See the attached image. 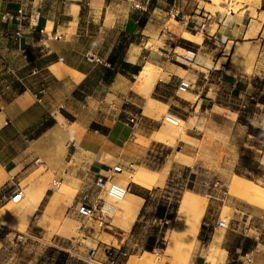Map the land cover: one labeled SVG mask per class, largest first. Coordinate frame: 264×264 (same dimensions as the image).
I'll return each mask as SVG.
<instances>
[{"label":"crops","instance_id":"1","mask_svg":"<svg viewBox=\"0 0 264 264\" xmlns=\"http://www.w3.org/2000/svg\"><path fill=\"white\" fill-rule=\"evenodd\" d=\"M136 3L143 9L135 8ZM233 3L239 6L222 11L212 0H0V51L8 55L7 61L0 59L1 69L7 68L1 74L8 72V81L5 79V88L0 91V203L9 201L22 182L37 175L47 177L50 172L55 181L94 192L96 177L110 175L112 166L126 168L132 162L148 161V157L162 158V165H166L176 156L178 146L183 147L182 157L188 161L183 164L192 172L193 183L202 181L204 174L219 175L226 170L225 158L231 155L228 149L234 151L236 146L230 179L238 175L256 184L264 179V172L254 176L236 170L248 164L243 148L259 153L251 155L253 169L264 168V0ZM20 6L28 13L39 11V17L32 29L17 37V24L4 20L2 14L15 13ZM170 7H177L180 26L192 38L172 31L169 34L179 44L185 40L178 53L185 57L194 54V58L178 61L170 51L145 45L140 47L145 49L143 54L139 51L131 57L142 55L150 62L135 76L147 64L163 69V77L155 81L150 92L141 91L136 80L129 79L135 65H128L124 72L118 68L106 79V68L116 70L108 59L118 43L108 36L119 29L131 38L130 45L145 36L147 41L154 40L161 31L163 38L174 16L169 14ZM141 17L146 18L143 26ZM130 59L125 61L135 62ZM35 67L39 72L32 74ZM257 77L263 79L262 85ZM183 78L192 81L188 95L178 90ZM252 93L259 104L247 99ZM215 106L230 114L214 111ZM161 109L184 121L204 110L222 116L226 124L217 128L220 135L228 137L225 158L218 154L222 151L220 142L213 145L216 156H205L206 148L200 147L204 134L194 127L188 128L185 139L171 144L174 137L161 132ZM133 114L139 115L135 124L129 122ZM48 121L51 123L45 125ZM236 124L246 130L248 138L240 147L232 144ZM124 178L123 171L112 179ZM40 182L45 181L32 185ZM128 183L130 194L143 199L141 211L150 202L152 189L139 182ZM49 190L33 214L44 205ZM226 203L232 209V220H237L230 230L239 235L228 241L231 232H223L221 246L227 250L224 264H264V208L230 198L221 189L208 205L198 231L201 238L209 236L199 239L207 242V250L193 264H213L208 260L209 246ZM24 210L28 223L33 214L29 216L28 209ZM106 243L91 238L88 246L105 247Z\"/></svg>","mask_w":264,"mask_h":264},{"label":"rangeland","instance_id":"2","mask_svg":"<svg viewBox=\"0 0 264 264\" xmlns=\"http://www.w3.org/2000/svg\"><path fill=\"white\" fill-rule=\"evenodd\" d=\"M21 1L26 3L28 0ZM212 1L216 7L222 11L226 9H236L239 6L238 4L233 3L235 0ZM28 5L31 6V4ZM170 18V27L167 28L170 30H167L168 32L164 33L166 35L163 38L161 37L163 35V31H161V33L154 40L147 41L148 37L145 36L143 41L138 38L133 45H130L131 38L128 37V35H124L119 29L114 30V34H110L108 36L111 41H121L125 48L119 63H121L122 66L125 65V67H129L128 65H135V69L129 71L132 74L129 75V79L132 82L137 80L135 75L140 71V69L146 63L150 62L147 59H143L141 57L142 55L137 57V59L131 57L132 55H137L139 51L143 54L142 51L145 49L140 47H144L145 45L148 49L151 47H160L161 50H166V52L170 51V55L174 56V58H178V61L187 60L176 54V52L181 51L179 48L180 44L177 43L176 37L173 38L169 34L171 33L169 31L181 34L182 37L188 39H191L192 36L187 30H184L180 26V19L178 16H171ZM142 42H144V44ZM128 50L130 51L128 52ZM5 55L6 54L3 53V51H0L1 60H8V55ZM126 58H131L130 60L135 62H126ZM172 61L175 63H182L175 60ZM2 62L4 64L7 63L4 61ZM155 65L159 68V78L163 77V69L158 64ZM6 69L7 68L1 69L0 66V91L5 88V79L8 81V76H6L8 75V72L1 74V72H4ZM134 71L138 72L135 73ZM225 92L228 91L225 89ZM180 93L182 95H188L187 92ZM160 111H162L164 115L167 114L165 109H161ZM214 111L226 112L218 106H215ZM58 118L61 120L59 116ZM222 118V116L215 114L211 110H204L202 113H198L197 116L190 118L188 121L182 120L184 123L180 122L178 126L169 124L168 121L162 119L163 127L161 132H165L166 135H172L174 138H172L171 141L173 143L171 144L176 145L177 139H185V137H182L181 134L182 125L185 131H187L190 127H194L204 134V139L201 141L200 147L206 148L204 153L205 156H216L217 153L213 149V145L219 144L220 142L222 151L218 154L220 157H223L224 155L225 158L224 150L229 143L228 137L220 135L217 128L226 124ZM233 133L234 138L232 140V144H237L240 147L243 142L248 141L246 130L240 125L236 124V126H234ZM233 149L236 151L237 146ZM234 151H231V148L228 149V152L231 155H228L225 158L226 162H224V165L226 166V170L222 171L219 175L204 174L202 181H198L196 183L190 181L192 172H190V169L187 170L186 166L183 164L188 161L184 160L182 157L183 154L178 151V148L175 150L176 156L171 158L166 165H162V158L158 159L157 157L154 159L153 157H148V161L132 162V166L126 167L127 169L123 167L125 168V178L115 180L121 185H126L128 182L135 183L132 181L131 175L136 172H151L149 170L161 168L159 172L155 170V172L159 174L157 177L158 183L156 182L153 187L149 188L152 189L153 192L150 202L146 205V208H143L141 211L139 210L140 212L136 217L137 222L135 226H131L128 229L120 226L121 220L117 217V213H115V216L113 215L111 218V229L99 227L93 219H84L79 217L73 212L76 198L81 190L77 185L68 184L63 181H55L51 172L47 177L35 174L37 177L31 181L22 182L21 187L23 192L25 191L24 194L29 192L31 185L37 180H45L46 190L48 188L51 190H49V195L45 198L44 205L40 206V208L35 211L28 223L26 222L27 217H24L23 213L25 211L24 208H27L28 205L29 207L31 206V197L27 198V195H25L17 202L9 200L7 202L0 203V264H55L56 261H59L60 264H89L84 260V257H86L89 251L88 244H90L91 238L107 242L105 246L111 241L108 245L122 248L127 251L128 256H126L122 264H193L198 256L207 250V242L200 241L199 239H209L208 235L201 238L198 232L193 243L194 248L192 249L190 257L187 261L185 259H181L178 253H167L169 233L172 227L176 223L180 224V226H183L184 228L187 225V221L185 219L182 221L179 219V212L182 210L181 205L183 200L191 199L195 202V204L202 207L199 228L203 225V218L208 205L213 200V196L217 193L218 189H220L219 186H213V183L216 180L226 184L227 187L225 186V188H221V190L226 189L230 198L243 199L252 202V199L249 196L245 194L232 193L230 191V170L234 166ZM160 152L161 150H159L157 155H160ZM243 153V157L247 159L249 158V160H245V162H250V165H252V162L254 161L251 158V155L259 154L258 152H251V150L247 148H243ZM236 170L240 174L254 176H258L264 172V168L250 169L248 167H244V165L238 166ZM256 182L257 185L261 187L264 186V179H260L258 181L256 180ZM56 195V199L53 200V197ZM209 195H212V197ZM102 196H104L106 200L113 202V198L108 196L106 193H103ZM28 199L30 200L29 203ZM120 200L115 201L114 204L116 205ZM4 206L6 213L5 210L2 209ZM164 207L168 208L170 211L164 210ZM157 211H163L166 215L165 218L168 219L169 222L165 223L160 221L161 218L156 216ZM231 211L232 209L228 207L226 203L223 207L221 219H226L229 221V224L227 227H218L216 229V236L220 237L221 242L223 232L226 229L228 232L230 231L232 233L228 235V241L237 239V235H239L238 232L230 230V228L233 227L234 222H237L235 218L232 220ZM165 218H163V220ZM152 235H156L157 237L154 243H150V237ZM151 244V249H148V246ZM94 246L99 248V255L105 259L103 254L104 247L99 244H95ZM147 250H151L149 252L152 254L149 256L145 255ZM221 250L225 253L226 260L227 250L222 246ZM62 252L67 253V255H63Z\"/></svg>","mask_w":264,"mask_h":264},{"label":"bare ground","instance_id":"3","mask_svg":"<svg viewBox=\"0 0 264 264\" xmlns=\"http://www.w3.org/2000/svg\"><path fill=\"white\" fill-rule=\"evenodd\" d=\"M226 52L227 53L230 52V46L227 48ZM159 76H160L159 70L155 69L151 65H147L136 77L137 80L135 86L139 88L141 91L150 92V89H152L151 87L153 86L155 81H157ZM165 115L168 116V114ZM168 118L170 117L168 116ZM176 120L178 121L177 126L179 125L180 122L184 123V121H182L180 117H176ZM168 123L173 124L169 121ZM181 134L182 137L187 136L186 131L183 128V125H182ZM131 176H132V181L145 184L146 186L151 188L156 184L158 180L157 177L159 176V174L155 171H151V172L139 171ZM229 187L232 193L245 194L252 199V203L264 208V188L257 185L255 182L239 177L238 175H234L233 178L231 179ZM45 193H46V183L40 182L31 185L29 192L27 194L26 193L24 194V196L27 195V198L31 197V206L29 207L28 205L27 207L29 216H31L34 210L38 207ZM56 197L57 195L53 197V200H55ZM142 200L143 199L139 197L127 193L115 205L116 206L115 213H117L116 214L117 217L119 218V220H121L120 226L122 228L128 229L131 227L132 223L135 221L138 215ZM29 202L30 200L28 201V203ZM181 209L182 210L179 212V219L180 221L185 219L187 221V225L185 228L182 226L183 227L182 228L180 224L176 223L172 227L169 233L167 253H173V252H175L176 254L178 253L181 259H185L187 261V259L190 257L192 249L194 248L193 243L199 231L201 215H202V207H200L198 204H195V202H193L191 199H185L182 202ZM220 243H221V239L219 236H215L213 241L210 243L208 259L212 261L213 264H224L225 253L221 250ZM151 254H152L151 252H148L145 255L149 256Z\"/></svg>","mask_w":264,"mask_h":264},{"label":"built area","instance_id":"4","mask_svg":"<svg viewBox=\"0 0 264 264\" xmlns=\"http://www.w3.org/2000/svg\"><path fill=\"white\" fill-rule=\"evenodd\" d=\"M21 1V0H20ZM135 8L143 9V6L141 4L136 3ZM177 10V7H170L169 14L174 15L173 17L178 15V12L175 13ZM39 17V11L35 13H28L23 6H20L16 9L15 13H11L9 11L4 12L2 14V18L4 20H13L15 24H17L16 28V36L21 37L24 33V30L29 28L32 29L36 22H34L35 19ZM59 38V36H56ZM192 53V52H191ZM177 55L187 59L192 60L194 58V54L190 57L182 56L180 53L176 52ZM27 56V55H26ZM63 59V58H61ZM39 72L38 68L32 69V74H37ZM257 80L259 84L262 85L263 79L260 77H257ZM192 87V81L188 78H183L180 80L178 85V90L180 92H186ZM248 100H252L256 102V104H259V100L255 94H247L246 95ZM244 104V103H243ZM112 108L115 109L114 106ZM168 116L171 118H168V116L164 115L163 120L169 121L175 125H177L176 117H178L174 113H167ZM138 114H133L129 118V122L135 124L138 120ZM183 147L178 146V151L182 152ZM124 171V168L122 165H114L110 169V175H99L96 177L93 185L95 187V191L92 192V190L84 189L80 190L78 193V196L76 198V203L73 207V212L78 215L81 218L84 219H93L95 223L101 227V228H107L111 229V218L113 217L116 206L114 204L115 201H118L122 199L127 193H130L132 187L130 183H127L126 185H121L112 178L115 174L121 173ZM213 186L221 188H225L226 184L222 183L219 180L214 181ZM227 187V186H226ZM223 194L227 193V190H221ZM4 192L6 190L4 189ZM103 193H106L108 196L113 198L112 201H108L105 199L104 196H102ZM24 196L23 189L19 187L10 197V200L17 202L20 201ZM212 197V195H209ZM160 221H163L165 223H168V219H160ZM229 224V221L226 219H219L217 221L218 227H227ZM1 227V225H0ZM99 248L97 246H90L89 251L84 257V260L87 261L89 264H122L123 260L128 256V252L123 250L122 248L106 245L103 249V254L105 256V259H103L99 255Z\"/></svg>","mask_w":264,"mask_h":264},{"label":"trees","instance_id":"5","mask_svg":"<svg viewBox=\"0 0 264 264\" xmlns=\"http://www.w3.org/2000/svg\"><path fill=\"white\" fill-rule=\"evenodd\" d=\"M145 22H146V18L145 17H141L140 20H139L140 25L143 26L145 24ZM184 42H185V40H181L180 44L183 45ZM124 49L125 48H124L123 44L120 41V42L117 43L116 48L113 50V52L109 56L108 60H109V62L111 64V66H114V65L116 66V70L112 69L111 67L106 68V70H105V78L106 79L112 78L114 76V74L116 73V71H118L117 70L118 68H120L119 71H121V72H124V71L128 70L129 67H125V65L122 66L121 63H119V61H120V59H121V57L123 55ZM134 72L137 73L138 71H134ZM261 99L264 100V96H262ZM243 121L245 122L246 120L243 119ZM50 123H51V121H48L45 125H48ZM256 135H258V133H256ZM247 167L250 168V169H253V166L250 165V162H248ZM163 209L167 210V211H170L166 207H164ZM156 216H158L159 218H162V219L166 217V215H165V213L163 211H157L156 212ZM156 239H157L156 235H152L150 237V243H154ZM246 239H250V238H246ZM151 247H152V244L148 246V249H151ZM147 251H151V250H147ZM62 254L63 255H67V253H64V252H62ZM55 264H60V263H59V261H56Z\"/></svg>","mask_w":264,"mask_h":264}]
</instances>
